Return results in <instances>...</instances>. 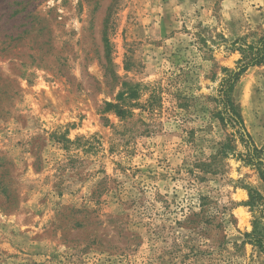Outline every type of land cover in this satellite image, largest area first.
I'll return each instance as SVG.
<instances>
[{
  "label": "rangeland",
  "instance_id": "obj_1",
  "mask_svg": "<svg viewBox=\"0 0 264 264\" xmlns=\"http://www.w3.org/2000/svg\"><path fill=\"white\" fill-rule=\"evenodd\" d=\"M262 33L264 0H0V264H264L243 142L197 165L233 130L212 115L231 43ZM129 87L161 106L103 111ZM232 96L264 164V63Z\"/></svg>",
  "mask_w": 264,
  "mask_h": 264
},
{
  "label": "trees",
  "instance_id": "obj_2",
  "mask_svg": "<svg viewBox=\"0 0 264 264\" xmlns=\"http://www.w3.org/2000/svg\"><path fill=\"white\" fill-rule=\"evenodd\" d=\"M222 37V36H221ZM244 38H239L231 43V50L238 51L241 54V58L238 60L237 69H230L228 67H221V71L224 76L218 88V95L215 96L214 101L217 106L212 115L219 121V125L222 129H226L227 126L232 131L228 132L226 137L218 141L214 146L210 154L205 161H199L200 170L203 173L215 174L221 171V162L228 156H235L237 150L236 140L237 138L243 142L244 146L247 148V159L246 163L255 164L258 169L261 178L264 181V164L261 161L253 162L252 158L261 152L260 149L255 147L251 142L250 135L247 132L242 116L239 113L237 106L234 102L232 93L234 85L237 82L239 76L250 66L261 65L264 63V33L255 39L251 43H243L237 45L238 41H244ZM129 89V90H128ZM160 88H154L149 95V98L145 104L131 103L127 99L133 96V88H127V95L123 98L121 97L120 103L105 102V107L103 111H112L120 119H126L134 115L131 111V107H139L141 109H155V107L161 106V96L159 95ZM122 94L119 93L117 96L120 97ZM181 92H176L172 94V97L176 101V106L179 108L186 107L185 97L181 95ZM249 200L247 205L252 204L256 199L264 198L252 188H247ZM201 205L206 204L207 197L201 196ZM250 234L245 233V236ZM255 244L260 246V242L256 241Z\"/></svg>",
  "mask_w": 264,
  "mask_h": 264
}]
</instances>
